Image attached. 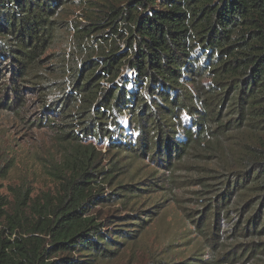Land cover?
Masks as SVG:
<instances>
[{
	"label": "trees",
	"instance_id": "16d2710c",
	"mask_svg": "<svg viewBox=\"0 0 264 264\" xmlns=\"http://www.w3.org/2000/svg\"><path fill=\"white\" fill-rule=\"evenodd\" d=\"M73 1L0 2V67L8 65L7 72L0 68V107H16L25 87L49 91L41 57L63 6ZM117 20L127 27L126 50L84 62L69 93L44 103L41 114L50 115L29 125L54 131L63 148L61 162L48 170L57 193L43 204L24 184L9 186L11 205L0 195V264L106 258L159 209L148 207L144 220L131 215L132 222L116 227L133 230H113L110 239L86 216L87 207L125 205L155 188L184 191L172 185L192 173L197 209L182 213L200 238L194 264L204 262L203 253L217 264H264V0H129L111 12L110 25ZM121 69L134 73V81L115 83ZM123 114L133 138L117 121ZM87 137L106 138L115 165L147 161L151 171L136 183L110 184L116 174L104 171L101 153L83 144ZM10 169L0 166V182ZM101 183L114 198L103 196Z\"/></svg>",
	"mask_w": 264,
	"mask_h": 264
},
{
	"label": "rangeland",
	"instance_id": "374dc122",
	"mask_svg": "<svg viewBox=\"0 0 264 264\" xmlns=\"http://www.w3.org/2000/svg\"><path fill=\"white\" fill-rule=\"evenodd\" d=\"M4 1L6 0H0ZM128 1L74 0L65 4L56 19L55 38L41 57L40 69L44 73L45 84L50 85L49 91L42 89L41 91L46 92L45 95H41L40 90L25 87L20 92L22 101H17L16 107L11 110H6L3 105L0 107V166L6 164L11 166L7 177L0 182L2 186L0 195L6 197L10 205L13 198L8 191L9 186L21 184L28 186L32 190V197L38 198L40 204L56 195L57 186L55 180L48 175V170L53 167L52 165L61 162L63 148L54 131L29 125L37 117L50 115V111L45 110L41 114L44 103L57 101L59 96L63 98L64 92L61 93L63 90L67 91L66 94L69 93L71 89L69 82L74 78L73 74L83 68L84 62L88 60L100 62L101 57H107L106 55L113 53L114 50L118 54L126 50L127 27H124L123 21L117 20L112 25L110 21L111 12H120ZM115 27L121 33V37L113 36ZM3 63L0 68L7 72L4 68L8 65ZM6 77L9 78V75ZM134 79V73L121 69L115 83L123 80L133 82ZM101 85L105 88L104 83ZM55 86L59 89L52 90ZM127 89L132 90L131 85H128ZM1 96L3 97V94H0V98ZM5 99L8 101L7 97ZM18 104H22L23 107L19 108ZM52 118L56 119L55 116ZM117 121L122 127L127 128L128 134L131 133L130 117L127 114H123ZM131 136L133 138L135 134L131 133ZM81 140L84 145L91 143L94 151L101 153L97 161L104 171L111 170L110 175L116 174L110 184L136 183L146 177L152 169L147 161L130 163V160L125 159L115 165L116 157L109 149L110 142L106 138L95 141L87 137ZM118 168L122 170H117ZM179 180L184 182L172 187H182L184 191H175L167 187L164 190L155 188L154 193H142L136 198L129 199L125 205L112 200L113 202L87 207L86 216L92 217L96 224H102L104 226L102 232L108 234L110 239L115 234L113 230H133L132 227H116L128 221L132 222L131 215L144 220L146 216L144 212L148 207L155 205L159 210L149 223L143 225L140 233L137 235L129 233V241L113 246L106 258H96L92 261L91 258L78 257L77 254L72 256L83 264H194L191 258H194V253L196 254L200 238L190 221L184 217L182 207L187 206L190 212L197 209L189 193L197 188L194 187L193 173L188 177L180 176ZM155 183L159 184L158 181ZM100 186L103 188V196L109 199V193L112 191L110 185L101 183ZM112 198L114 197L109 200ZM133 236L135 240L131 241ZM202 256L200 258L204 262L199 264H217L212 261L209 254L203 253Z\"/></svg>",
	"mask_w": 264,
	"mask_h": 264
}]
</instances>
